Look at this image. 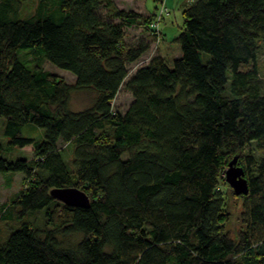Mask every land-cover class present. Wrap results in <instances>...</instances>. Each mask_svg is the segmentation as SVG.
<instances>
[{"label":"trees","instance_id":"16d2710c","mask_svg":"<svg viewBox=\"0 0 264 264\" xmlns=\"http://www.w3.org/2000/svg\"><path fill=\"white\" fill-rule=\"evenodd\" d=\"M153 1L159 11L143 15L116 0H35L22 16L20 0H0V175L7 187L23 177L0 204V264H264V0H187L180 56L128 77L163 40L170 11ZM137 28L147 41L127 44ZM120 89L124 112L112 106ZM83 91L92 103L72 110ZM27 146L34 158L18 159ZM236 156L248 194L233 233L220 184ZM66 188L89 207L50 196Z\"/></svg>","mask_w":264,"mask_h":264},{"label":"rangeland","instance_id":"374dc122","mask_svg":"<svg viewBox=\"0 0 264 264\" xmlns=\"http://www.w3.org/2000/svg\"><path fill=\"white\" fill-rule=\"evenodd\" d=\"M161 1V0H160ZM166 7L169 9L170 14L165 16L163 21L160 24V31L163 35V40L160 42L152 41L150 42V47L147 53H145L141 59H139L136 63L128 66V77H130L135 70L140 67L144 66L148 63L151 57H161L165 58L168 61L172 59L178 58L180 56V52L176 44L172 43V39L177 37L180 34L182 25L184 23L183 16L181 14V10L184 6V3L187 0H164ZM35 0H20V8H21V15L26 16L33 12ZM116 6L120 9L126 10H134L143 15H152L159 11V2H154L153 0H116ZM165 10V8L163 9ZM102 13V12H101ZM147 34L142 32L141 29H128L127 30V37L126 43L129 45L140 43V41H147ZM21 53H19L20 55ZM257 65L261 72V77L264 79V42L261 45V49L257 56ZM43 69L55 75L57 78L63 79L68 84H73L75 82L74 76L65 70H61L56 68L53 65H50L46 61L43 62ZM94 98L93 92L83 91V92H76L71 94L70 98V105L69 107L74 111H79L84 108H87ZM132 101V97L128 91L125 89H120L119 94L116 96L115 100L112 103L114 111L124 112L126 108L129 106L130 102ZM27 129L23 135L26 138L32 136L37 138V133L32 131L28 134ZM40 133L42 131L40 130ZM2 134L0 130V142H2ZM254 144L251 145V147ZM15 154H17L20 158L18 159H26L31 160L34 158L33 149L31 146H27L22 148L21 150L16 149ZM255 157H258L257 153H254ZM13 154L11 155V157ZM233 159H231L232 161ZM230 161V162H231ZM229 162V163H230ZM240 167V165H238ZM228 170V167L225 168L223 172L224 181H221L220 190L223 192L224 202L226 211L229 212L230 218L229 221L225 222V229L229 232H236L237 228H239V224L236 221L237 215L236 213L240 210L241 202L239 196L235 195L233 190L229 187L226 183L225 179V172ZM11 175V174H10ZM13 176H9V179ZM23 188V177L20 174H16L13 177L11 185L9 187L6 186V176L0 175V204L8 203V201L16 195L20 190ZM44 213L45 210L39 211L35 215L34 221L36 222L37 227L44 226ZM33 220V219H32Z\"/></svg>","mask_w":264,"mask_h":264},{"label":"water","instance_id":"95a60500","mask_svg":"<svg viewBox=\"0 0 264 264\" xmlns=\"http://www.w3.org/2000/svg\"><path fill=\"white\" fill-rule=\"evenodd\" d=\"M238 157H234L228 164V170L225 172V181L237 196H246L248 194V183L245 179L244 171L237 166ZM50 196L65 206L70 207H89L88 197L76 188L53 189Z\"/></svg>","mask_w":264,"mask_h":264},{"label":"clouds","instance_id":"9594fccd","mask_svg":"<svg viewBox=\"0 0 264 264\" xmlns=\"http://www.w3.org/2000/svg\"><path fill=\"white\" fill-rule=\"evenodd\" d=\"M119 94V93H118Z\"/></svg>","mask_w":264,"mask_h":264}]
</instances>
